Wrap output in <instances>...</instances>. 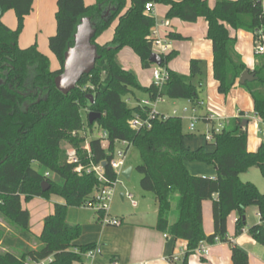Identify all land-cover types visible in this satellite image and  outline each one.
I'll use <instances>...</instances> for the list:
<instances>
[{
  "label": "trees",
  "instance_id": "16d2710c",
  "mask_svg": "<svg viewBox=\"0 0 264 264\" xmlns=\"http://www.w3.org/2000/svg\"><path fill=\"white\" fill-rule=\"evenodd\" d=\"M56 31L49 38L48 48L55 56L59 70L51 71L48 58L35 46L20 49L19 34L24 17L29 14L32 0H0V17L13 10L17 19L15 29H8L0 20V236L9 229L12 235L29 233V215L22 208V199H51L53 212L43 220L42 233L32 237L35 248L24 253L0 248V264H73L94 250L92 244L74 246L81 227L66 221L68 208L85 207L93 202V193L101 185L97 176L86 170L90 163H105L104 177L113 181L110 169L116 142L127 143L139 151L141 164L135 170L140 175L142 192L155 196L157 218L154 228L166 237L187 243L183 263L201 243L209 245L227 243V217L236 213L235 235L246 228L245 213L248 207L257 209L259 224L248 229L250 237L264 246V193L250 182L241 181L242 173L255 168L264 178V143L255 152L247 148V128L240 127L242 118L228 119L222 123L220 133L213 134L212 146L190 150L185 141L182 119L170 116L151 120V127L132 130L129 121L135 116L146 117L148 107L138 103L129 107L125 97L134 92L144 93L149 100L157 96L170 100L199 103L197 87L192 80L201 74L199 60H190L189 75L171 71L168 65L177 51L161 56L162 68L168 73L167 82L158 91L154 86L143 87L133 71L124 69L118 54L128 47L138 57L143 69L153 65L148 62L152 54L147 40L155 19L144 15L147 3L167 7L165 18L183 22H206V39L212 46V77L217 83V94L227 96L236 86L246 65L236 51V38L230 30L257 34L264 31V9L261 0H216L213 7L207 0H96L86 7L83 0H56ZM89 19L95 28L92 43L99 58L89 75L83 76L76 88L67 95L59 93L53 80L61 73L64 54L73 44L76 27L82 19ZM114 21L113 39L105 46L95 40ZM170 41H184L177 32L167 33ZM255 66L249 71L255 78L239 85L250 96L256 117L264 122V54L254 55ZM87 96L93 97L90 104ZM101 115L93 123L97 130L107 134V147L101 139L88 141L90 158L82 151L85 138L78 135L84 121L80 108ZM205 121V117L201 118ZM93 125L87 122L91 131ZM67 143L78 151V164L83 170L74 173L77 165L68 163L61 146ZM127 149V150H128ZM213 165L212 177L192 176L186 162ZM48 188L42 191V184ZM22 198V199H21ZM214 198H216L214 200ZM212 201L214 231L205 236L202 226V203ZM98 215L99 213L96 212ZM174 215V217H173ZM100 217V215H99ZM50 257V260H48ZM234 264H247L248 258L237 248H232Z\"/></svg>",
  "mask_w": 264,
  "mask_h": 264
},
{
  "label": "crops",
  "instance_id": "0c3cea01",
  "mask_svg": "<svg viewBox=\"0 0 264 264\" xmlns=\"http://www.w3.org/2000/svg\"><path fill=\"white\" fill-rule=\"evenodd\" d=\"M83 1L86 7H90L96 3V0H87L88 3H86L85 0ZM261 3L264 9V0H261ZM56 10V0H32L31 10L29 14L24 17L23 28L18 38V47L20 49L23 50L27 47L35 46L41 54L45 55L48 59H51V51L48 48V41L50 37L55 35L56 20L54 16ZM166 10L167 7L161 9L156 5L155 15L161 14L165 16ZM0 20L8 29H15L17 26V19L13 10L3 13ZM175 24L177 25H175L177 28L180 27L179 24ZM170 27L172 28L171 23ZM170 31L173 32L172 29ZM174 32L181 34L178 30H174ZM181 35L185 39H189L190 37L183 34ZM230 35L236 38V51L241 56L242 62H244L249 71L253 70L256 63L252 47L254 44V36L244 31L235 32L233 30H230ZM100 37L101 36L95 40V43L99 46H105L112 41L99 43ZM206 40L201 41L197 39L196 41H189L186 44L181 43L182 41H170L169 45L173 44V49L170 48V52L175 50L178 55L171 63H169L168 68L173 72L175 71L182 75H188L190 59L200 60L205 63L207 84L206 90H200L198 93L199 102L202 103V105L197 108V110L201 112V117L199 118L211 114L215 119L219 120L220 123H223L228 119L242 118L247 121V125L245 126V128H247V136L249 128L248 124L251 122L253 127V147H256L257 145L259 147L260 144L264 143L257 140L258 138H262L258 133V128L262 127L260 123L261 120L256 117L254 113L251 115L250 119H246L247 116H245L244 109L238 107V103L240 104L242 98L247 95L239 84L237 83L229 93V95H232V102L236 103L233 107L235 112L232 110L228 111L227 107L222 105L226 103V99L229 98V96L227 98L220 95L215 96V93L217 92V83L212 77V46L210 41ZM131 53H133L131 49L124 47L118 54V59L124 69H127L126 67L130 66L128 65V62L133 61L136 56ZM136 58L138 65L142 68L137 56ZM141 77H143L145 81V83H142V81L139 80V75L138 80L141 85L149 87L152 82L151 78L149 79L146 75H141ZM201 86L202 85H200V87ZM210 99H213L217 104L212 103ZM245 105L253 112V102L248 95L246 96ZM202 122L204 123V121ZM262 123L264 124V122ZM204 127L207 131L208 128L205 123ZM185 143L190 150L193 149L189 147L186 141ZM247 148L250 152H255L251 151L248 143ZM186 168L192 176L213 178L215 175V169H198L199 167L191 165H186ZM240 179L243 182L254 184L259 192L264 193V178L260 175L257 169L252 168L246 173H242ZM121 189L123 193L127 190L125 185L121 186ZM123 193H119L118 196L122 202H125L126 200L123 199L122 196ZM34 199L37 204L45 200L37 197ZM215 199L216 198H214V200ZM46 201L48 202L39 205L41 211L35 208L33 212L35 215L34 219H37L38 221V225L36 224L37 226L35 225L34 228L31 225L32 215H30L29 211L23 207V203L21 202L22 208L25 209L29 215L28 231L30 232L12 235L9 229L6 228V233L0 236V248L4 250H18L24 253L28 252L31 248H35L32 237H38L42 233L43 220L47 215H50L53 212L54 204L57 203V201L51 199H46ZM148 201L149 198L144 196L141 203L137 202V207L134 209L139 208L138 216L125 219L123 216L118 218L117 215H111V217L113 216L120 220L121 223L118 226L104 225L97 213H94L93 215H82L80 212H82V208L84 207L75 208L80 215L74 220V224H69L68 221H66L69 225H77L81 227L82 234L73 245L80 246L92 244L95 248L93 257L87 258L84 255L82 256L81 262H74L73 264H168L167 259L170 258H176L178 260L175 264H182V258L186 251L187 243L181 239L175 240L166 237L164 233H160L154 228L157 218V205L155 204L150 211ZM211 205L212 201H205L202 203L201 207L202 226L204 234L207 237L211 236L214 231ZM152 211L153 213H151ZM236 218L237 216L235 212H232L227 217V243H215L211 245L204 243L209 247L208 256L203 257L197 254H192L187 258V264H234L233 259L231 258V250L233 247L246 254V257L248 258L247 264H264V246L257 244L248 233V229L251 226L259 224L257 209L254 207L247 208L245 213L246 228L243 229V232L239 235H235ZM0 225L5 227L1 222Z\"/></svg>",
  "mask_w": 264,
  "mask_h": 264
},
{
  "label": "rangeland",
  "instance_id": "374dc122",
  "mask_svg": "<svg viewBox=\"0 0 264 264\" xmlns=\"http://www.w3.org/2000/svg\"><path fill=\"white\" fill-rule=\"evenodd\" d=\"M85 1H86V3H88L87 0H85ZM207 1H208V5L211 7H213V5L215 4V0H207ZM158 7H160L161 9H165V7L163 5H158ZM154 19H155V22L157 24H161V22H165L168 24V26L166 28L162 29L163 35H166L167 33L171 32L170 30L172 29V31H174V30L180 31L181 34H183L187 37L190 36L189 39H185L181 43L186 44L189 41H194V40L196 41L197 39H199L201 41L206 40L205 22L202 18L197 19L195 22L186 23V22H183V21L176 19V18H174L172 20H167L164 15L159 14V15L154 16ZM116 23L117 22L114 21L109 27H107V29L103 32V34L100 35L101 37H100L99 43L100 42L107 43V41L110 42L113 39V35H114L113 29H114ZM170 23L172 25V28L170 27ZM173 23H174V25H173ZM175 23L179 24L180 27L177 28L176 27L177 25ZM253 45H252V47H253V51H254L255 45L254 46ZM169 47L171 49H173V44H170ZM131 54H133L135 56L134 53H131ZM48 60H49V67H50V70L52 72L59 70V64H58V62H57V60H56V58L52 52H51V59H48ZM200 63H201V74H200V76L195 77L192 80L193 84L197 87L198 93L200 90L201 91L206 90V84H207L206 64L203 63L202 61H200ZM128 65H130V66H128L126 68L128 70L133 71V73L135 74V76L137 78V81L140 80V81H142V83L143 82L145 83V81H144V78L141 77V75H146L150 79L152 71L155 68V66H152L149 70L140 68V66L138 65V61H137L136 56L133 59V61L128 62ZM139 75H140V79H139ZM188 75H185V76H188ZM140 81H139V83H140ZM140 85H141V83H140ZM200 85H202V86L200 87ZM141 86H143V85H141ZM143 87H145V86H143ZM242 90L245 92V94H247L249 96V98L251 100V96L244 89H242ZM229 93L227 94V96H223L226 98L229 96V98H227L226 103L222 104V105L227 107L228 111L232 110L235 112V109H233V107L235 106L236 103L232 102V100H231L232 95L231 94L229 95ZM133 94H134V97H132L131 95L125 97V100L127 101V104L129 107H134L138 103V101L135 99V97L140 101L148 99V97L144 93H140V92L135 91ZM216 94H217V92L215 93V96H219L218 94L217 95ZM246 96L242 98V101L240 102V104L238 103V107L239 108L242 107V109H244L243 111L245 113V116H247L246 119H250L251 115L254 113V110L252 112L251 110H249L250 108H248V106L245 105ZM210 101L212 103H215L213 99H210ZM215 104H217V103H215ZM191 107H192V102H189L186 100H181V99L173 101V100H170V99L164 97V102H158V104L155 106V110L157 111V113H160L162 115H169V116L171 115L172 111L178 112L177 113L178 116L182 119L183 133L185 135L191 136L190 139L186 140L189 147L191 149L193 148V150L197 149L199 147H204L207 152L212 151V149H213L212 146H209V145L207 146V144L204 141L203 135L206 131V128L204 127V123L200 119L197 120V122L195 124V130L194 131L191 132L188 129L189 119L192 116V112H190ZM183 109H186L187 113H184ZM87 111H88L87 108H84V109L82 107L80 108V115H82V119L84 121V124H83V129L78 132L79 136L85 138V142L86 141L88 142L90 139H93L94 137L98 138L101 136V133L96 128L97 127L96 124L93 125V129L91 131L87 128V118H88V115L86 114ZM195 112H196L195 115L197 118L201 117V112H199L198 110H196ZM218 123H220L219 120L214 119V121L212 123L208 124L207 128H210V125H213V127L216 128ZM248 127L249 128H248L247 143H248L251 151H256L258 145L256 147H253V143H252L253 142L252 141L253 140V138H252L253 127H252L251 122L248 124ZM257 140H260L259 142H264V138H258ZM84 143H83V145H84ZM69 146H71V145L64 143L61 146V148H63V150L66 152L68 149H70ZM114 147H115V150H118L121 148L119 146V144H117V143L114 145ZM74 149H76V148H74ZM82 151H84V150H82ZM140 162H141V159H140L139 151L133 147H130L127 150V153L125 154L124 163H125V169L131 168L132 172H131L130 176L128 177V180L124 179V178H121V180L123 182V185L126 186L127 191H129L132 195H134L135 200L138 203H141L142 198L144 196L149 198L148 205H149V208L151 211L153 209L154 205L156 204L155 203L156 199H155V196L152 195L151 193L142 192V190L140 189V186H139V182L141 180L140 175L135 170V168L141 164ZM186 165L199 167L198 169L214 170L213 165H211V164L208 165V164H205L202 162H197V161L186 162ZM119 193L120 194L123 193L121 186L117 187V189H116V193L114 195V198H113V201H112V204L110 207V211H109L110 216L111 215H117L118 218L123 216L125 219H129V217L138 216L139 215V208L138 209L132 208L129 201L122 202L120 200V197L118 196ZM51 200H55V199L51 198ZM35 201L36 200L34 198L30 199V201H25L24 199L22 200L23 207L29 211L30 215H32L31 216L32 217L31 218L32 219L31 225L33 228L36 224L38 225L37 219H34L35 215L33 212H34L35 208L37 210L41 211V207L39 205H41V203H47L48 202V201L44 200L43 202L41 201V203L37 204V203H35ZM95 207L96 206L93 205V208H88V207L82 208V212H80V213H82V215L83 214L84 215H89V214L93 215L95 213L94 212ZM77 211L78 210H76L75 208L74 209L69 208V210L67 209L66 220L68 221L69 224L70 223L74 224V220L77 218V216L80 215L79 212H77ZM151 213H153V211ZM173 217H174V215H173ZM48 260H50V257Z\"/></svg>",
  "mask_w": 264,
  "mask_h": 264
},
{
  "label": "built area",
  "instance_id": "2783aa9c",
  "mask_svg": "<svg viewBox=\"0 0 264 264\" xmlns=\"http://www.w3.org/2000/svg\"><path fill=\"white\" fill-rule=\"evenodd\" d=\"M155 7L156 4L154 2L147 3L144 8V15L150 16L154 18L155 15ZM168 26L167 23L161 22V24L155 23L154 27L150 29V34L147 37V40L151 43L152 48V54H156L161 56H164L170 52L169 43L170 40L167 38V34L163 35L162 29L166 28ZM254 55H262L264 54V31L261 30L256 37V40H254ZM155 66V65H153ZM168 73L167 71L162 68L161 66H155V68L152 71L151 74V86H154L158 91L162 89L164 84L167 82ZM158 102H164V97L157 96V98L154 101H151L149 99L142 100L139 103V106L142 107H148L149 111L147 112L148 115L146 117H140L139 115L135 116L133 119L129 121V126L132 130H143V129H149L151 127V120L156 119L157 117H163L164 119L169 118L170 116H178V112L172 111L171 115H162L160 113H157L155 110V106L158 104ZM202 103L199 102L197 105H193L191 107L192 116L189 119V126L188 129L192 132L195 130V124L198 119L202 120L201 118H197L195 115V111L199 106H201ZM184 113H187L186 109H183ZM215 117L211 114H208L205 116L204 123L206 126L208 124L212 123L214 121ZM217 120V119H216ZM203 121V120H202ZM261 128H258V133L264 138V124L262 121ZM223 125L222 123H218L216 128L213 127V125H210V128L204 133V141L205 143H211L213 141V134L220 133L222 131ZM101 139V147L104 149H108L107 147V134L102 132L101 136L99 137ZM121 147L118 150H114L112 153V159L110 161V169L113 170L115 173V177L113 181L108 182V180L104 177V167L100 163L99 165H93L90 163V168H88L86 171L88 173L93 172L96 176L101 185L95 190L93 193V202L91 204H88L84 208H93V205H95V213L98 212L101 218V222L104 225H110V226H118L120 225V220L116 217L110 216V207L114 198V195L116 193V189L119 186H123V182L121 180L122 173L126 170L125 169V163H124V157L127 153V143L125 142H116ZM115 143V144H116ZM70 149L66 151V156L68 159V163L77 165V167L74 169V173L78 174L83 170V166L81 164H78V151L77 149L72 148L69 146ZM82 150L86 152L87 158H90V148H88V142L86 141L84 145L82 146ZM123 199L126 201H129L132 208L137 207V201L134 199V196L127 190L124 191L122 194ZM193 254H197L199 256L207 257L209 254V247L206 246L204 243H201V245L195 249ZM94 255V250L89 251L85 254L87 258H91ZM168 264H175L178 260L176 258H170L167 259Z\"/></svg>",
  "mask_w": 264,
  "mask_h": 264
},
{
  "label": "water",
  "instance_id": "95a60500",
  "mask_svg": "<svg viewBox=\"0 0 264 264\" xmlns=\"http://www.w3.org/2000/svg\"><path fill=\"white\" fill-rule=\"evenodd\" d=\"M95 34L94 24L87 18L82 19L76 27L73 44L67 48L64 54L61 73L53 80L55 88L59 93L63 95L69 94L76 88L80 79L83 76L89 75L94 69L95 62L99 58L96 45L91 42ZM148 62L155 66H162V58L156 54H151ZM254 80V76L247 69L240 74L238 84L244 85L246 82ZM86 99H88L90 104H93L92 96H87ZM87 115L89 125H93L94 122L101 118V115L95 112H89ZM246 125L247 121L242 120L240 127H245ZM101 164L103 167H106L105 163ZM131 170V168H127L122 173V177L128 180ZM47 188L48 184L44 182L42 184V191L45 192Z\"/></svg>",
  "mask_w": 264,
  "mask_h": 264
}]
</instances>
